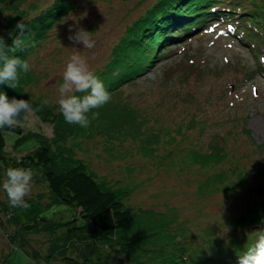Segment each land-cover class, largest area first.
Listing matches in <instances>:
<instances>
[{
  "label": "rangeland",
  "instance_id": "rangeland-1",
  "mask_svg": "<svg viewBox=\"0 0 264 264\" xmlns=\"http://www.w3.org/2000/svg\"><path fill=\"white\" fill-rule=\"evenodd\" d=\"M155 1L76 0L27 56L34 79L25 83L24 89L60 110L58 85L73 52L79 51L91 70L101 67L126 26ZM32 2L43 8L51 0H25L20 6L24 8ZM9 14L11 11L5 10L0 20L4 23ZM77 26L91 31L93 47L69 39V33ZM206 29L170 43L142 74L117 88L118 99L129 102V109L135 108L138 124L131 115L114 113L110 118L102 113L96 116L101 125L91 135L79 132L63 143L73 148L98 180L115 188L128 186L127 202L134 211L144 207L163 211L167 230L185 231L187 235L213 231L224 239L234 231L238 238H244L230 222L243 214L247 204L264 197V76L245 75L247 69L255 66L257 56L239 36ZM255 50L260 59L264 58V46ZM197 64L199 71L195 72L192 66ZM167 66L170 69L165 70ZM181 91L192 98H177ZM166 97L177 100L171 106V102H165ZM161 99L165 103L155 104ZM143 112L146 114L141 118ZM17 123L23 131L33 130L47 138L53 135L52 123L40 120L32 112ZM106 123H115V127H104ZM152 132L155 135L147 142ZM4 136L9 154L20 155L30 149L27 145L12 150L16 135L5 130ZM210 142L218 144L223 155L217 161L202 164V157L195 159L191 149L208 150ZM51 145L55 147L54 143ZM218 173L224 176L223 181L210 183L209 179L215 180L213 176ZM35 175L28 203L10 206L15 217L8 227L28 222L36 215L66 220L74 214L71 206L48 203L51 193L41 174L37 171ZM0 201L9 205L2 190ZM0 218H4L1 210ZM263 228L257 223L242 230H256L257 239ZM5 229L0 226V234ZM25 234L28 243L0 242V264L48 263L42 255L51 235L45 230L23 231V237ZM196 242L199 240L194 245ZM32 248L40 255L35 256ZM234 252L241 253L238 248ZM57 257L52 259L54 264H65ZM233 261L238 263L236 258Z\"/></svg>",
  "mask_w": 264,
  "mask_h": 264
},
{
  "label": "trees",
  "instance_id": "trees-1",
  "mask_svg": "<svg viewBox=\"0 0 264 264\" xmlns=\"http://www.w3.org/2000/svg\"><path fill=\"white\" fill-rule=\"evenodd\" d=\"M23 1L25 0H0V17L5 10L11 11L4 23L0 20V34L5 36L7 44H11L12 36L8 35L7 30L12 29L18 19L29 17L32 31L26 35L37 43L12 53L27 58L30 51L46 37L51 25L73 8L76 0H51L43 8L33 2L23 8L20 6ZM214 20L216 23L224 20L234 24L236 33L242 30L241 41H245L250 50L255 51L258 46H264V0H156L126 26L121 37L112 46L108 59L94 70L110 92L109 101L94 111L99 114L107 113L110 118L114 113L131 115L135 124H138L133 114L135 108L130 106L129 109V102L118 99L117 88L142 74L154 57L157 58L170 43H177L191 36L207 22ZM17 31H13V35ZM255 55L258 57V52ZM167 68L170 69L167 66L165 70ZM192 68L195 72L199 71L198 64ZM247 71L246 75H263L264 66L257 61ZM180 73L179 71L178 74ZM32 79L34 75L31 71L21 73L16 88L3 83L0 84V89L9 97L29 96L35 104H40V110L34 114L40 120L52 123L53 135L47 138L33 130L23 131L18 123L15 128H0V177L9 166L30 165L35 173L38 171L41 174L51 193L48 203L71 206L74 214L66 220L36 215L28 222H21L11 228L8 224L15 217L10 210L11 205L0 201V210L4 214V218H0V226L7 229L0 234L1 243H28V236L25 234L26 237H23V231L29 233L45 230L51 235L44 254H41L48 262L46 264H54L52 259L58 258L57 256L65 264H238L233 261L239 255L234 249L238 248L242 254L257 237L256 230L242 228L257 221L264 223V197L255 199L252 205L247 204L243 214L230 222L231 227L241 236L244 235V238H238L234 231L224 239L213 231L187 235L185 231L167 230V218L163 211L148 207L134 211V207L127 202L130 191L128 186L115 188L98 180L88 164L74 154L73 148L63 143L68 136L79 132L91 135V131L97 129L101 122L95 117L86 127L68 123L60 110L57 111L52 104L31 96L24 89L25 83ZM182 96L192 98L182 91L176 94L177 98ZM177 98L171 101L166 97L165 102H171L172 106ZM165 102L161 99L155 104L160 106ZM145 114L143 112L141 118ZM104 127L112 129L115 123H106ZM5 130L16 135L11 144L12 150L27 145L30 149L20 155L9 154L5 148ZM154 135V132L148 135L147 142ZM209 146L210 149L204 151L191 149L192 156L195 159L202 157V164L219 160L223 153H220L218 144L210 142ZM213 177L215 180L209 179L210 183H219L224 178L219 173ZM261 232L264 233V228ZM195 240L199 242L194 245ZM33 254L40 255L36 250Z\"/></svg>",
  "mask_w": 264,
  "mask_h": 264
},
{
  "label": "clouds",
  "instance_id": "clouds-1",
  "mask_svg": "<svg viewBox=\"0 0 264 264\" xmlns=\"http://www.w3.org/2000/svg\"><path fill=\"white\" fill-rule=\"evenodd\" d=\"M29 19L22 17L15 22L12 29L7 30L8 35L12 36L11 44H7L5 36L0 34V84L6 83L16 88L20 74L32 69L29 59L12 54L17 49L35 46L37 43L35 39H30L26 35L32 31ZM72 27L69 25V28ZM15 30L18 31L13 35ZM69 39L81 42L88 48L95 44L91 31L80 26L69 33ZM62 76L63 80L58 85L59 109L68 123L86 127L92 118L99 115L94 109L109 101L110 92L104 81L89 68L86 59L79 54V51L73 52L66 61ZM40 108L41 105L35 104L29 96L28 98L9 97L0 89V128L5 126L15 128L24 113H35ZM34 175L33 167L27 164L9 166L4 170L3 178L0 179V190L6 193L11 206H24L28 203L27 197L31 193ZM238 264H264V233L238 255Z\"/></svg>",
  "mask_w": 264,
  "mask_h": 264
},
{
  "label": "bare ground",
  "instance_id": "bare-ground-1",
  "mask_svg": "<svg viewBox=\"0 0 264 264\" xmlns=\"http://www.w3.org/2000/svg\"><path fill=\"white\" fill-rule=\"evenodd\" d=\"M247 70H248V69H247ZM247 70H246V71H247ZM244 73H245V72H244ZM247 73H248V71H247ZM245 75H246V74H245Z\"/></svg>",
  "mask_w": 264,
  "mask_h": 264
}]
</instances>
